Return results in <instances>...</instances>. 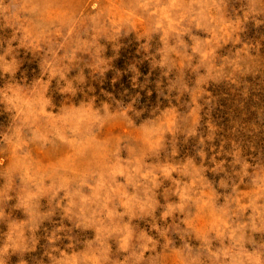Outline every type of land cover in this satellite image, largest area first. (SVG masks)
<instances>
[{
  "label": "rangeland",
  "instance_id": "rangeland-1",
  "mask_svg": "<svg viewBox=\"0 0 264 264\" xmlns=\"http://www.w3.org/2000/svg\"><path fill=\"white\" fill-rule=\"evenodd\" d=\"M0 264H264V0H0Z\"/></svg>",
  "mask_w": 264,
  "mask_h": 264
}]
</instances>
